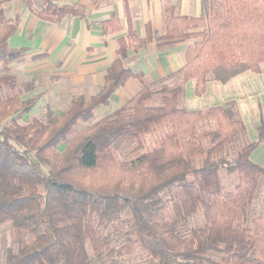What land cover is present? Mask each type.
Here are the masks:
<instances>
[{
	"label": "trees",
	"instance_id": "1",
	"mask_svg": "<svg viewBox=\"0 0 264 264\" xmlns=\"http://www.w3.org/2000/svg\"><path fill=\"white\" fill-rule=\"evenodd\" d=\"M35 1L24 4L46 23L88 16L78 3L40 0L36 8ZM221 1L204 0L199 18L176 16L168 7L158 38L149 25L140 37L129 21L99 91L73 96L64 111L48 108L44 122H19L33 112L42 93L23 99L15 76L0 77V225L9 223L19 239L16 248L6 249L5 264H92L88 247L98 257L114 258L128 249L110 248L103 229L115 223L129 226L130 237L145 254L143 264H264V216L246 219L264 178V165L251 160L264 142V121L258 139L248 142L234 102L206 110L184 106L185 85L192 79L196 95L202 96L209 82L261 72L264 0ZM5 2L0 0V64L8 71L28 49L9 46L20 20L6 17ZM100 25L105 33L122 28L116 18ZM177 40L191 44L178 78L170 82L144 84L142 73L124 65L130 49ZM134 79L142 84L138 94L81 128ZM22 88L33 94L35 83ZM206 120H213L214 128L199 130ZM153 136L156 145L143 151ZM119 143L134 145L130 161L117 158ZM232 148L233 160H228L223 153ZM221 170L237 174L231 191L223 189ZM197 216L203 222L184 233Z\"/></svg>",
	"mask_w": 264,
	"mask_h": 264
},
{
	"label": "crops",
	"instance_id": "2",
	"mask_svg": "<svg viewBox=\"0 0 264 264\" xmlns=\"http://www.w3.org/2000/svg\"><path fill=\"white\" fill-rule=\"evenodd\" d=\"M24 1L6 0L4 4L10 19L20 20L9 46L28 49L29 58L48 54L38 62L39 67L61 70L62 75L70 77L71 83L80 89L75 96L86 97L96 94L103 85L107 69L117 58L118 39L127 34L129 21L140 37L146 36L149 25L158 38L165 31L168 7L174 9L176 16L199 18L205 12L204 0H59L61 4L84 5L88 16L86 20L67 17L59 24H51L36 18ZM111 18L118 19L122 28L105 33L100 23ZM190 44L188 40L154 41L138 52L130 49L124 65L135 73H142L144 84L170 82L178 78L185 65ZM141 89L138 80H130L118 90L115 99L123 105ZM229 102L236 104L247 138L255 142L264 121V63L260 73L245 72L227 83L209 82L202 96L196 95L195 80L185 85L184 103L189 110H206ZM251 160L264 165V142L252 153Z\"/></svg>",
	"mask_w": 264,
	"mask_h": 264
},
{
	"label": "rangeland",
	"instance_id": "3",
	"mask_svg": "<svg viewBox=\"0 0 264 264\" xmlns=\"http://www.w3.org/2000/svg\"><path fill=\"white\" fill-rule=\"evenodd\" d=\"M218 2V0H217ZM220 0V4H221ZM40 0L35 1V7L40 8ZM218 4V3H217ZM219 7V5H218ZM6 17L10 18L8 15L7 7H4ZM193 43V42H192ZM15 43L11 41V46ZM42 61V60H40ZM33 62L31 58L25 56L22 60L13 63L10 69L7 71L5 66L0 64V77L6 75H13L17 78L19 89L22 92L23 99H27L37 93H42V98L37 106L34 108L33 112L25 115L19 121L21 125L30 123L33 119H39L41 121L46 120V110L49 108L53 112H60L66 110L73 96L79 93L78 88L71 83L70 77L62 75V71L57 69H51L47 67H39L38 62ZM34 81L35 92L33 94H26L23 91L22 85ZM160 86H157L158 88ZM6 94V90H4ZM91 94V93H90ZM127 103V101H126ZM125 104V103H124ZM121 105L116 101L115 98L111 100L109 107H99L94 114V117L88 123H81V128H85L99 120L104 116L112 114ZM185 106V103H184ZM0 124V127L3 126ZM215 122L213 120L202 121L199 124V130L213 129ZM80 126L76 128L78 132ZM248 139V138H247ZM247 141V140H246ZM248 142H252L249 141ZM156 137H147L144 143V149H149L156 145ZM134 145H129L126 143H119L114 146V152L118 159L124 162H128L132 158L131 149ZM63 150V149H61ZM234 148L227 149L223 156L228 160H233ZM220 177L223 184V189L225 191H231L237 184V174L229 173L226 170L220 171ZM129 216L126 214L123 220ZM255 216H264V178L260 184L259 194L256 202L249 209L246 219L251 220ZM122 220V221H123ZM203 222L201 216L193 218L189 223H187L182 231L188 233L193 227H196L199 223ZM128 225L122 223H115L109 225L106 229H103V233L110 244L112 249H120L125 245H128V249L123 251L122 254L115 256L114 258H109L107 256L98 257L93 250L88 247V254L90 262L93 264H143L145 254L143 250L138 246L135 240L130 237L128 232ZM18 234L15 230L10 227L9 223L0 225V264H5V251L8 247L16 248L18 246ZM95 260V261H94Z\"/></svg>",
	"mask_w": 264,
	"mask_h": 264
}]
</instances>
